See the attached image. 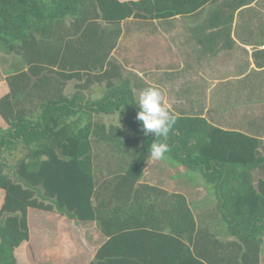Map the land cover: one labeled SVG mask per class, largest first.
Wrapping results in <instances>:
<instances>
[{"label":"trees","instance_id":"1","mask_svg":"<svg viewBox=\"0 0 264 264\" xmlns=\"http://www.w3.org/2000/svg\"><path fill=\"white\" fill-rule=\"evenodd\" d=\"M213 1L0 0V52L17 55L27 68L7 77L8 92L0 96V264H18L15 249L29 239L31 209L55 211L77 221H98L108 239L89 264H230L224 245L216 246L214 253L207 240L210 229L197 228L181 195L168 200L167 233L144 229L138 216L113 230L106 228L119 215L113 210L105 215L93 204L98 179L91 137L99 135L91 123L78 127L71 118L80 112L91 117L123 109L126 126L141 138L142 145L133 152V159L122 167L124 174L114 176L105 186L113 190L110 202L119 201L118 189L131 191L140 181L151 158L150 146L156 142L155 134L145 135L136 119L138 102L129 84L109 86L102 98L86 99L84 85L79 83L70 98L61 91L45 98L33 116L32 109L27 113L21 107L31 88L48 81V72L63 81L80 80L91 62L94 67L100 64L89 57L93 54L90 49L98 43L92 33L98 19L112 24L131 17L166 19L197 12ZM66 19L73 22L64 33ZM56 67L66 69L56 72ZM109 71L100 78L109 76ZM32 79L36 81L32 83ZM175 117L164 141L169 145L165 156L189 171L199 172L214 187L217 211L227 234L240 242L229 245L241 252L237 264H259L264 237V181L255 185L251 176L262 161L257 142L198 117ZM16 151L22 156L9 162ZM114 180L118 183L113 186ZM136 193L135 209H129L132 214L143 209ZM121 210L130 214L125 206Z\"/></svg>","mask_w":264,"mask_h":264},{"label":"crops","instance_id":"2","mask_svg":"<svg viewBox=\"0 0 264 264\" xmlns=\"http://www.w3.org/2000/svg\"><path fill=\"white\" fill-rule=\"evenodd\" d=\"M72 22L71 19L63 22L64 33L72 26ZM94 29L92 33H95L94 39L98 43L90 49L93 54L89 57L91 60L98 59L100 64L94 67L90 61L87 73H83L80 80L73 78L63 81L54 73L60 77L61 80H58L53 73L48 72V81L31 88L30 96L23 100L21 107L27 113L32 109L30 114L35 115L40 104L53 92L58 94L61 91L63 96L69 98L65 91L68 83L73 81L75 87L79 83L84 85L82 93L86 99L102 98L109 86L127 83L138 102L142 90L156 87L161 90L162 101L171 115L198 117L214 127L241 133L255 140L257 155L262 161L252 171V181L255 185L258 181H264V0H215L197 12L166 19L131 17L120 24L98 19ZM55 69L60 72L64 67ZM26 70L24 68L23 71ZM107 70H110L109 76L100 78ZM7 77L0 82V96L8 92ZM32 80V83L36 81ZM62 84L63 87L60 86ZM85 93H89V96ZM81 113L83 112L79 113V122L76 123L83 127ZM110 115L101 114L99 117ZM95 116L98 117V114ZM92 126L95 127V133L101 136L91 137L94 173L98 179L93 204L105 215L112 210L119 215L106 225L107 229L123 226L138 216V221L144 223V229L167 233L168 200L171 198L170 201H174L173 195H181L185 197L194 215L197 228L201 226L210 229L208 232L211 237H207V240L214 253L216 246L222 244L226 256L231 258L230 264L238 263L241 252L237 247L229 245L240 242L224 230L215 233L214 228H211L212 224L209 225L201 214L205 206L199 204L204 197L201 195V188L199 187L196 195L186 193L181 185L177 186L169 179L166 172H157L156 165L165 166L162 161L150 158L145 164L140 181L133 189H118L119 201L114 199L110 202L109 196L113 190L105 187L108 180L124 174L123 168L133 159V152L140 148L142 140L131 129L133 135L127 136L124 129L112 127L113 137L116 139L113 141L118 142L119 150H122L112 161L100 150L103 143H108L111 138H107L105 133H99L106 131L104 121L93 123ZM121 159H127L128 163L121 165ZM105 163L107 164L104 165ZM118 163L120 166L117 169H109L108 164ZM95 165L100 166V169L95 168ZM117 183L114 180L113 186ZM137 191L136 194L143 202V209L142 212L136 210L132 214L129 209H135L133 198ZM124 206L130 212L126 214L127 217L122 214ZM40 213L47 215L43 222L39 220ZM36 217L38 222L34 224L32 234L29 228V239L15 249L19 264L25 263L26 259L21 250H18L23 244L30 245L28 251L32 255V264H44L40 259L42 253L50 254L56 250L53 249V242L51 243L53 239L61 241L59 244L63 243L66 251L63 252L65 258L62 261L52 264H89L108 239V234L101 231L98 221H77L55 211L40 210ZM262 247L264 237L259 264L262 260Z\"/></svg>","mask_w":264,"mask_h":264},{"label":"rangeland","instance_id":"3","mask_svg":"<svg viewBox=\"0 0 264 264\" xmlns=\"http://www.w3.org/2000/svg\"><path fill=\"white\" fill-rule=\"evenodd\" d=\"M24 68H26V66L24 64H22L20 57H18L15 54L12 55H7L4 54L3 52H0V82L1 80H4L7 76H11L15 73H18L20 71H23ZM53 76L55 78H57L58 80H61L60 77H58L56 74L53 73ZM68 82L65 83V86ZM52 86V85H50ZM67 91H65L66 94H68V97L70 98L71 96H73V94H75L78 90L76 89L75 85H74V81L68 83L67 85ZM56 93L57 92H53ZM87 94V96H89V93H85ZM27 102V101H26ZM27 106V105H26ZM78 116H74L73 118H71V120H73L74 122H79V114H77ZM80 115H83V113H81ZM97 114L91 115V117H89L88 115L84 114L83 117V126L86 125L87 123H91V125L96 124L97 122H101L103 123L104 121V126L106 127V131H100L99 133H105L106 137L109 138L110 140H108V143L104 142V146H102V148H100L101 151L104 152V155L109 156V159L114 161L115 160V156L119 153V144L118 142L116 143V140L113 135H114V130L112 127L116 126L118 129L121 128L122 130L124 129L126 132L125 134L127 136H129V134L133 135V133L130 131V129L126 126L125 124V119H124V111L123 109L121 111H117L115 113H113V115H110L108 117L101 116V114H98V117L95 116ZM96 121V122H95ZM78 127H81V124H77ZM101 125V124H99ZM95 128V127H94ZM97 130V128H96ZM99 131V130H97ZM101 137V136H99ZM93 138V137H92ZM94 140V139H93ZM93 143V141H91ZM15 157H13L12 159H9V162L13 163L15 161L16 158H20L22 155L19 151H16V153L14 154ZM114 156V157H112ZM132 159V158H131ZM122 163L121 165H124L126 162L128 163L127 159H121ZM158 161H162V163L166 166H160V165H156L157 166V172L159 171H164V173L166 172L167 176L169 175V179L174 181L177 186H182V188L185 190L186 193L188 194H195L197 191H199V187L201 188L200 192H202L201 195H204V197L200 200L202 201L199 202V204L201 205H205L203 207L204 211L201 212V214H203V218L209 222V225L212 224L211 228L215 230L216 232H219V230H225L226 234H227V229L225 226V223L222 221L221 216L219 214V212L217 211V200H216V196H215V191H214V187L211 184H207L201 177L199 172H194V171H189L187 169H185L184 167H182L180 164H178L177 162L173 161L172 159L168 158L167 156H165L164 159L162 160H158ZM107 163H105L104 165H106ZM110 165L109 169H111L113 167V169H117L120 164H108ZM177 165V166H176ZM95 168H98V170L100 169V166L95 165ZM107 171H110V170ZM168 178V177H167ZM110 181V180H108ZM199 189V190H198ZM196 195V194H195ZM198 212V211H196ZM38 214V210L35 209H31L29 212V228H30V233L32 234L33 232V227L34 224L36 222H38V218L36 217V215ZM39 220L40 222H43V220L46 219L45 216L42 213H40L39 215ZM198 216V215H197ZM206 224V223H204ZM211 229V230H212ZM55 239H53L51 241L52 245L54 246L53 249H56L55 251H52L50 254L48 253H42V255L40 256V259H42L41 262L44 261V264H52L56 263L59 260H63V258H65V254H63V252H65V247L63 243H60L61 241H55ZM33 244V241H31ZM28 243V242H27ZM27 245V247H25ZM262 245V244H261ZM30 248V245L28 244H23L22 247H19V251L21 250L22 252V256H25V263L26 264H32V260L31 257L32 255L30 254V252L28 251ZM263 248V252H262V260H261V264H264V247ZM63 256V257H62ZM62 258V259H61ZM19 262V261H18ZM46 262V263H45ZM23 263V264H25ZM19 264V263H18Z\"/></svg>","mask_w":264,"mask_h":264},{"label":"clouds","instance_id":"4","mask_svg":"<svg viewBox=\"0 0 264 264\" xmlns=\"http://www.w3.org/2000/svg\"><path fill=\"white\" fill-rule=\"evenodd\" d=\"M142 75V74H140ZM136 119L141 123L145 135L155 134V141L150 146V157L162 160L169 151V145L164 142L176 122L162 101V92L156 87L142 90L138 98Z\"/></svg>","mask_w":264,"mask_h":264}]
</instances>
